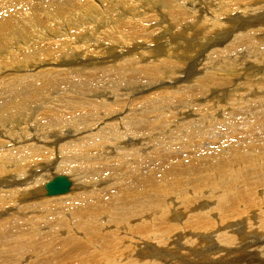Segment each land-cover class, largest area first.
<instances>
[{"label":"bare ground","instance_id":"bare-ground-1","mask_svg":"<svg viewBox=\"0 0 264 264\" xmlns=\"http://www.w3.org/2000/svg\"><path fill=\"white\" fill-rule=\"evenodd\" d=\"M0 264H264V0H0Z\"/></svg>","mask_w":264,"mask_h":264},{"label":"water","instance_id":"water-1","mask_svg":"<svg viewBox=\"0 0 264 264\" xmlns=\"http://www.w3.org/2000/svg\"><path fill=\"white\" fill-rule=\"evenodd\" d=\"M71 187L72 182L68 179V177L59 175L49 181L46 184L45 189L47 196H59L69 193Z\"/></svg>","mask_w":264,"mask_h":264},{"label":"rangeland","instance_id":"rangeland-1","mask_svg":"<svg viewBox=\"0 0 264 264\" xmlns=\"http://www.w3.org/2000/svg\"><path fill=\"white\" fill-rule=\"evenodd\" d=\"M190 34H192V33H190ZM26 69V68H25ZM28 71H29V69H28ZM163 84H165V83H163ZM161 87L163 86V85H160ZM164 88H167V87H165V86H163V88H159L158 90H162V89H164ZM61 175V174H60ZM50 176H52V175H50ZM53 179V178H52ZM44 197L46 198V197H48L47 196V194H46V192L44 193ZM54 197H56V196H54ZM54 197H48V198H54Z\"/></svg>","mask_w":264,"mask_h":264}]
</instances>
